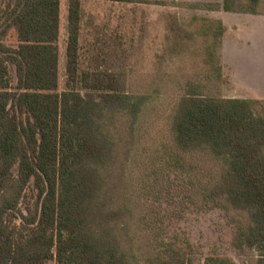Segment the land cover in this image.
Returning a JSON list of instances; mask_svg holds the SVG:
<instances>
[{
  "label": "trees",
  "instance_id": "obj_1",
  "mask_svg": "<svg viewBox=\"0 0 264 264\" xmlns=\"http://www.w3.org/2000/svg\"><path fill=\"white\" fill-rule=\"evenodd\" d=\"M262 1L191 6L262 14ZM60 6L0 0V264H237L197 257L183 233L162 235L148 202L172 177L232 214L234 246L264 264V99L214 93L225 81L223 20L193 13L171 26V53L201 67L150 123L164 84L81 67V0H69L59 91ZM11 30L16 45L5 41Z\"/></svg>",
  "mask_w": 264,
  "mask_h": 264
},
{
  "label": "rangeland",
  "instance_id": "obj_2",
  "mask_svg": "<svg viewBox=\"0 0 264 264\" xmlns=\"http://www.w3.org/2000/svg\"><path fill=\"white\" fill-rule=\"evenodd\" d=\"M85 12L80 35L81 67L125 70L129 82L143 89L151 83L164 84L157 110L148 114L152 123L162 116L174 100L177 85L196 73L201 64L186 51L171 53L174 36L171 26L185 24L193 13L222 19L226 32L220 57L225 81L214 93L224 97L264 99V12L253 14L223 9L192 7L195 2L222 0H84ZM184 2L185 4H179ZM264 11V0L262 1ZM187 32L193 29L186 26ZM68 24L61 28L59 91L66 85ZM6 43L17 44L14 30ZM11 73L16 75L15 67ZM164 88V89H165ZM206 162H204L205 164ZM161 198L148 202L159 219L163 236L180 232L194 243L196 256L217 253L233 258L237 264H256L253 255L238 250L233 243L235 226L232 214L221 208L199 203L189 186L172 177ZM192 195L195 196L193 199ZM50 264H56L52 260Z\"/></svg>",
  "mask_w": 264,
  "mask_h": 264
},
{
  "label": "crops",
  "instance_id": "obj_3",
  "mask_svg": "<svg viewBox=\"0 0 264 264\" xmlns=\"http://www.w3.org/2000/svg\"><path fill=\"white\" fill-rule=\"evenodd\" d=\"M81 7H82V18L84 16L85 12V1L81 0ZM68 14H69V0H61V6H60V18H61V24H60V37H61V28L63 25L68 24ZM82 24V20H81Z\"/></svg>",
  "mask_w": 264,
  "mask_h": 264
}]
</instances>
